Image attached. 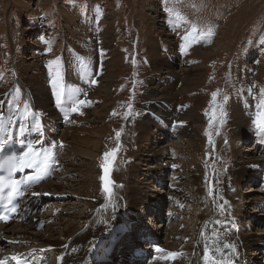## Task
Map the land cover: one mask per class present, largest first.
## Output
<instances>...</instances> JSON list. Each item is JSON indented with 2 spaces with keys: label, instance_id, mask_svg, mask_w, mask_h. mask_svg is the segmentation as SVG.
I'll return each instance as SVG.
<instances>
[{
  "label": "rangeland",
  "instance_id": "rangeland-1",
  "mask_svg": "<svg viewBox=\"0 0 264 264\" xmlns=\"http://www.w3.org/2000/svg\"><path fill=\"white\" fill-rule=\"evenodd\" d=\"M170 21L176 26H170ZM193 25L199 31L211 28L214 35L210 42L194 43L183 54L181 37ZM262 41L264 0H0V116L5 120L8 115H23L24 106L35 112L34 96L25 95V88L30 86L45 88L53 110L58 107L48 67L57 58L64 85L73 81L80 90L77 98L88 102L79 113L71 112L67 120L62 116L60 123H55L51 142L60 146V138L66 151L63 149L58 157L54 175L38 191L35 189L40 199H46L39 201V208H43L31 214L38 223L37 230H32L42 234L44 240H52L66 226H54L65 208L78 217V212L87 207L84 202L107 196L102 190L101 164L104 154L119 144L109 173L113 191L118 192L122 182H131L139 189L141 205H147L135 211L142 213L140 222L145 227L149 224L148 229L154 231L151 236L159 237L160 249L164 250L157 256L154 253L156 259L166 257L168 252L180 254L163 264L187 263L183 254L188 245L195 247V230L202 227L206 216L222 215V220H229L220 228L231 224L232 218L239 239L264 237V209H257L264 201V191L255 184L261 180L258 174L264 171V149L259 153L252 143L255 138V144H264V136L253 125L257 105L264 99ZM162 63L168 64L164 67ZM55 70L53 65L52 72ZM168 70L175 76L166 78L162 72ZM107 77L109 81H105ZM92 80L96 83L92 84ZM107 84V95L99 92ZM217 91V103L226 115L222 117L223 124L218 118L209 128L210 101ZM224 96L228 97L226 103ZM168 100L174 107L170 128L176 133L170 134L171 140L164 144L158 140V132L151 139L153 146L148 147L138 141L146 109L154 102ZM16 105H21L19 111ZM129 105L131 112L126 116ZM237 128L242 129L240 134ZM206 130L211 133V143ZM64 131L70 132L67 137L62 135ZM72 131L80 140L98 143L91 159L72 153V147L80 146L75 143L76 137L72 139ZM152 148L163 157L160 164H168L164 175L154 170L148 156ZM255 160L260 161L259 169L246 170L245 178L239 182L238 170ZM69 168L76 170L68 174L65 170ZM159 180L164 184L158 186ZM176 185L179 187L174 191ZM128 187L131 186L126 190ZM43 189L45 193H38ZM224 200L229 203L221 212L218 206ZM153 212L157 214L155 218ZM69 216L62 215L63 223L74 224L77 219ZM161 218L162 223L170 219L163 225ZM14 224L22 222L11 225ZM83 229L84 225L78 227ZM128 235L115 245L119 249L111 255L114 262L106 264H118L117 257L126 253ZM17 238L2 240L5 243L0 245V260H13L28 252L29 261L37 259L30 264H60L56 249L35 248L33 241ZM258 250L255 246L248 248L245 260L264 264V255ZM156 259L149 264H160Z\"/></svg>",
  "mask_w": 264,
  "mask_h": 264
},
{
  "label": "bare ground",
  "instance_id": "bare-ground-1",
  "mask_svg": "<svg viewBox=\"0 0 264 264\" xmlns=\"http://www.w3.org/2000/svg\"><path fill=\"white\" fill-rule=\"evenodd\" d=\"M167 64L168 63L163 65L162 63L161 65L165 67L167 66ZM162 74H164L165 77L169 79L175 76V72L171 70L162 72ZM186 78H188V76H186ZM105 81H109V77L105 78ZM72 89H77V88H76V84L70 80L66 85V94L67 91H70ZM99 92H103L105 95H107L108 84L106 86H103L101 89H99ZM25 95L28 98L32 95L34 96L36 100V104L34 106L35 112L34 110L29 109V111L23 113V115H15V114L8 115L5 117L4 120L5 124H7V118L11 116L15 121L11 126V136L12 138L15 139L17 148L18 146H20V143L16 139L20 138L21 131L24 132L25 137H31L32 135L36 134L38 131H42L45 135L43 134L40 135V140L35 142V148H34L41 153V159L43 158V155H46L50 152H53L55 157H61L62 156L61 154H63V149L66 151V148H64L65 144H63L64 142L62 143V141H60L59 137L57 141L59 142L60 146L56 145L55 147H53V145L50 146L47 144V141L51 139V136L53 134H55L54 133V131H56L55 123L58 124L60 123L59 122L60 116L56 112V109L53 110V108L51 107L49 92H47L45 88L30 86L29 88H25ZM172 110H174V107L172 106L169 100L167 102L165 101L154 102L153 104H151L150 107H147L146 114L144 115V118L140 125V131H139L140 134L138 133V138H139L138 141L145 142L144 144H146V146L151 147L153 146V142L151 141V139L153 140L154 138H156L157 136L155 137L154 134L160 132V135H158L160 138H158V140L161 139L162 143L168 144V142L165 141L166 140L165 138L167 137L169 138L171 137L170 134L174 135L176 133V131L170 128L169 118L171 117L170 113H172L171 112ZM35 115L38 116V118L41 121L39 129L35 127L36 125ZM18 117L20 118L17 119ZM18 130H20V132L19 134H16ZM237 132H239L240 134V132H242V129L237 128ZM69 133L70 132L64 131L62 135L67 137ZM74 134H75L74 132L73 134H70L73 135L72 139L76 137ZM164 135L166 137H164ZM94 136H96L95 133ZM76 138L77 140L75 141V143H77L80 146H77L78 148L72 147V153L74 154L79 152L81 155L83 154V156H86L84 157V159L85 158L87 159V157L91 159V157L94 156L93 153H95V149L97 148L98 143L96 141L86 142L85 140H80L79 137ZM172 144L169 146H173ZM145 152L147 153V151ZM148 152L150 154L148 156L152 161L151 163H154L153 164L154 170L160 172L163 175L166 174L167 173L166 169L168 167V164L164 162L160 164L163 157L158 153V150L152 148ZM259 162L260 161L258 160L248 161L249 167H244V169H239L238 176L236 177V179L239 182H242L243 179L245 178L246 170L249 172L258 170L259 166H261ZM55 165H56L55 169H58L57 165L59 166V162L56 163ZM75 170L76 168H74L73 170L72 168H69L65 171L69 174V173H73ZM150 172L152 171H148V173ZM129 180L131 181V177L129 178ZM68 182L66 181V184ZM128 185L131 187H128L126 190V186ZM132 185L133 184H131V182L129 183L122 182V185L118 189V192L113 191V197L111 201L108 200L107 196H104L103 198H97V197L91 198V200H94L95 202H89V203L84 202V204L87 207L85 210L78 212L77 214L78 217H76V214L71 215L67 213L68 209L65 208L62 211V214L58 216L59 217L58 222L55 225L54 224L53 225L60 227L61 225L66 224V226H64L63 230L61 231V233H59V235L56 238L49 241L44 240L42 234H39L37 232L35 233L32 230L33 228L34 230H37L35 228H37L38 226V223H36L37 221L35 222V220L37 219L34 218L35 217L34 215H31L33 214V209L41 210L43 208V206H41L42 208H39V201L34 200L33 201L34 206L31 209H29L27 213L24 214L23 222H28L29 223L28 225L24 226L22 225L23 223L17 225L15 224L0 225V233H2V235L0 236V245H4L5 242H2V240L5 239V237L6 238L14 237L15 239H18L17 236H19L25 239V242L33 241V244L37 245L36 247L34 246L35 248L43 247V248H50L52 250L56 249L54 253L57 256L58 255L60 256V264H90L91 261L94 260L96 257H98L103 250L105 251L111 246L112 242L116 240L117 234H119L123 230H126V228L128 227L136 226L142 229L145 228L146 230H148L147 232H149L150 234L153 233V231L148 229L149 224L146 223L147 227H145L144 224L140 222L141 220L140 215L142 213L140 212L137 213V212L140 209L142 210V207H144L147 204L143 203L141 205L139 198V195L141 193L138 192L139 189L136 186L134 185L132 186ZM176 187H179V185L174 186V191ZM70 188H73V186L70 185ZM35 189L36 191L39 190V189L37 190V188ZM35 189L32 191L33 194L35 193ZM55 189L57 190V187ZM38 193L43 194L45 193V191L43 189L41 190V192L39 191ZM124 196L125 198L123 200L121 197ZM261 202L262 204L260 205H263L264 201ZM113 205H115V208H113ZM158 207H160V205ZM127 208L129 209V212L124 211V209ZM74 209L78 210L79 207H76ZM137 209L138 211H135ZM62 215H68V216L70 215L69 217H73L75 220L77 219V221L74 224H72L71 221L70 222L66 221L65 223H63ZM160 216H161V212H160ZM222 217H223L222 215H211V216H206L202 219V227L200 229L195 230V235L193 239V243L195 244V247L192 248L191 246L188 245L187 246L188 249L183 254L187 258L186 264H205L203 260V254L206 246L213 250L215 259L218 261L223 260L224 256L221 255L220 253L215 252L216 248H220L225 254L230 253L228 258L231 260V264H257L256 262H248L247 260H245L244 254L245 251L250 247L255 246L257 249L264 248V237L260 239L259 238L254 239L251 237L239 239L235 233L234 226L232 224L233 221L232 218H230L231 224L229 225V227L232 228L231 232L228 231V228H223V227L220 228V226L223 225V222H227V223L229 222V220H222L223 219ZM167 218L166 220L169 221L170 218L169 219ZM158 219H160V217ZM163 219L161 218V220ZM168 221L166 223H163V225L167 224ZM80 225H84L83 230H78V227ZM75 230H77L76 233H74ZM70 232H72V234L67 236ZM202 232L204 233L203 236L201 235ZM134 233L131 232L128 235V238L126 240V245L124 247L125 249H128L133 244L137 243ZM152 236H156V234H153ZM224 243H229L231 245H234L235 251L233 252L230 249H223ZM116 248L117 246H115V249ZM155 253L157 256L158 252L156 251ZM156 256L154 255L155 259ZM104 257L106 258V256ZM120 257L122 259L121 264L122 263L126 264L127 263L126 257H124L123 254H121L117 258ZM156 261L159 262L160 264H163V262L168 263V259H165L162 255L159 259L157 258Z\"/></svg>",
  "mask_w": 264,
  "mask_h": 264
},
{
  "label": "snow or ice",
  "instance_id": "snow-or-ice-1",
  "mask_svg": "<svg viewBox=\"0 0 264 264\" xmlns=\"http://www.w3.org/2000/svg\"><path fill=\"white\" fill-rule=\"evenodd\" d=\"M178 15V14H176ZM170 26H176L174 25L173 21H170ZM214 35V32L211 28H208L206 31H199L195 25L192 26L191 31L184 36L181 37L183 43L180 45V51L183 54L187 53V50L189 47H191L194 43H199L202 40H208L210 42V38ZM41 41H44V37H40ZM261 46H264V41L261 42ZM133 64H135V60L133 59ZM55 65V72H52V67ZM49 70H50V76H51V86L54 91V95L56 97V103L58 106L63 107L65 104H69V109L71 112L79 113L80 107L85 105V100L78 99L77 95L80 92L79 89H72L70 91H67L66 94V86L63 83L62 74L60 71V60L57 58L55 61L49 62ZM92 84H95L96 81L92 80ZM19 91V89H17ZM219 95V91L212 93V100L210 101L211 104V115L209 120V128L212 127L213 123L218 119H220V123L223 124L222 117L226 115V113L223 112V107L221 104L217 103V96ZM261 96L264 97V90H261ZM224 102L226 103L228 100L227 96L223 97ZM21 105H16L17 111H19V108ZM257 113L255 118L253 119V125L258 130V132L264 136V99H261L260 103L257 105ZM25 112H27V106H24ZM218 110H219V116H218ZM131 112V105H129V113H126V116L130 114ZM82 114V113H80ZM116 113H113L115 115ZM209 113L206 112V115ZM68 113L65 112V118L67 119ZM18 117L17 119H19ZM15 121L10 116L7 118V124L4 122V117L0 116V151L4 150L7 143L10 142L12 136H11V126L13 125ZM35 127L39 129L40 124L39 122L36 123ZM217 134H219L217 132ZM205 135L209 137V142L211 143V133L206 130ZM120 132L116 133V138L119 140ZM62 146V145H61ZM55 147V146H53ZM119 144H117L116 149H114L112 152L105 153L104 154V163L101 164V168L104 170V175L101 177L102 181V190L107 194L108 200L111 201L113 197V181L109 179V173L111 170L112 162L115 159L116 152L119 151ZM58 163L55 160V155L53 152H50L46 155H43V158L41 159V153L38 152L36 149L29 147L27 152H24L23 155L16 159H4L0 161V168L7 169L9 174L14 172L23 171L25 168H31L36 173L35 175L28 176L24 180H16V179H3L0 178V193L4 192L5 189H10V194L6 197V204L4 205L5 213L0 214V220H7L9 218V214H15L17 212V206L13 203V197L17 195L21 191V185H27L30 183H35L41 179H43L48 173L51 168L55 166V164ZM213 191L210 187L209 195H212ZM34 195H37L34 193ZM222 199V198H221ZM229 202L227 200H224L222 204H220L218 207L221 212L226 211L225 205H227ZM113 208H115V205H113ZM201 235L203 236L204 233L202 232ZM223 249H230L231 251H235L234 245H231L229 243L223 244ZM157 252H163V249L157 248ZM215 252L220 253L224 256L223 260H216L215 255L213 254V250L209 247H205L204 254H203V260L205 264H231V260L228 258L230 253L225 254L220 248H216ZM180 254L174 253V252H168L167 256L164 257L168 260H175ZM13 260L17 262V264H21V261L17 257H13ZM62 259V258H61ZM0 264H5V261L0 260Z\"/></svg>",
  "mask_w": 264,
  "mask_h": 264
}]
</instances>
